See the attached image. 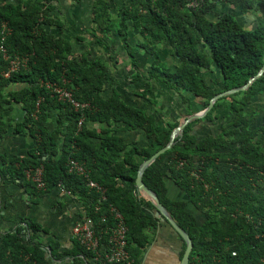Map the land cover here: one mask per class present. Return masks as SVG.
<instances>
[{
    "label": "trees",
    "instance_id": "trees-1",
    "mask_svg": "<svg viewBox=\"0 0 264 264\" xmlns=\"http://www.w3.org/2000/svg\"><path fill=\"white\" fill-rule=\"evenodd\" d=\"M53 1L0 0V139L13 126L14 132L28 133L36 143L27 156L11 159L2 175L39 190L26 172L43 165L46 189L40 193L55 186L70 189L83 200L103 244L117 224L111 213L115 206L128 226L127 250L133 264H141L153 238L151 230L161 221L154 203L136 188L138 169L168 144L180 122L157 120L127 103L117 90L106 97L112 76L104 55L117 60L126 52L133 79L141 80L138 54L142 47L151 48L156 64L150 77L180 94L194 95L198 107L192 106L190 97L184 99L190 112H198L217 93L247 83L264 65V0H131L116 15L108 0H95L94 26L80 39L88 35L102 52L90 55L74 53L71 41L54 31L53 26L63 25L52 14ZM241 15H251V24ZM5 22L8 33L3 34ZM133 29L148 41L134 44ZM112 34L117 43L109 41ZM2 45L9 59L4 58ZM163 54L173 56L176 64L162 61ZM26 56V65L5 76L11 59ZM204 74H216L215 87ZM49 82L73 91L90 107L76 110L59 100ZM147 92L139 95L146 97ZM263 93L264 74L248 89L218 99L204 117L220 119L218 131L199 137L193 133L198 119L188 123L176 143L144 173V182L192 237L191 264H264V105L251 109L252 101ZM13 104L25 111L15 124L3 113ZM53 112L56 125L50 129ZM139 129L146 133L142 144L130 143L120 134ZM70 157L86 165L90 177L104 186L107 200L99 201V193L86 185L84 176L70 171ZM169 183L183 192L181 198L172 197ZM26 221L31 240L47 232L42 224ZM50 249L63 261L72 255L66 264H93V252L75 238L69 249L60 251L55 240ZM0 264L55 263L41 242L27 243L17 229L0 231Z\"/></svg>",
    "mask_w": 264,
    "mask_h": 264
},
{
    "label": "crops",
    "instance_id": "crops-1",
    "mask_svg": "<svg viewBox=\"0 0 264 264\" xmlns=\"http://www.w3.org/2000/svg\"><path fill=\"white\" fill-rule=\"evenodd\" d=\"M13 1L19 3L24 0ZM94 2L95 0L53 1L52 14L62 22L63 28H59V30L55 26L52 28L54 31H60L59 33L56 32L57 34H62L71 41L73 51L76 54L90 55L91 53L102 52L94 40H89L88 35H85L84 40L80 39L94 26L92 21ZM130 2L131 0H108L115 15L122 6L129 5ZM131 31L133 37L130 39L133 40L134 44L148 41L147 37L143 36L139 30L133 29ZM109 41L113 44L117 43L113 34L110 35ZM138 55L140 71L144 75L141 80L133 79L134 68L130 65L126 52L122 51L117 60H111L107 54L104 55V58L110 62L112 76L105 96H111L114 94V90H117L127 103L143 108L159 121L181 122L187 115L193 114L189 111V106L184 97L192 99L193 107H198V98L194 95L191 96L186 91L180 94L168 88L158 78L150 77L149 72L153 67L152 65L156 64V58L151 53V48L142 47ZM162 61L169 64L166 58ZM162 61L158 60L157 62ZM118 63L123 67L115 70V64L118 66ZM204 76L208 81L212 80L211 86L215 87L213 82L217 78L216 74H204ZM146 90L148 91L146 97L139 95ZM263 105L264 93L252 101L251 109H259ZM7 108L4 109L3 113L13 124L24 118L25 111L20 106L13 104L12 108ZM56 118V113L53 112V119L49 123L50 129L55 127ZM219 122L220 119L213 121L205 118L198 119L193 124V133L198 134L199 137L216 133L217 129L220 128ZM95 126L100 127V124H95ZM120 134L130 143L142 144L146 138V133L141 129L138 131H121ZM35 146L36 143L30 134L16 133L13 126L0 139V231L5 233L20 229L21 238L27 243L33 244L34 240H31V232L26 220L38 222L46 227L47 232H40L36 240L47 249L52 263L66 264L67 261L73 260L72 255H67L65 261L57 259L51 255L50 245L53 240L58 241L60 251L73 246L72 228L75 223L81 222L87 217L83 200L76 195L67 194L60 186L48 188L45 192L40 193L37 189L34 190L32 187L25 186L24 182L18 178L6 179L2 175V169L11 159L27 156ZM168 186L173 198L183 196V192L177 186L171 183ZM151 232L153 238L142 255L141 264H180V259L183 256H181L184 246L183 240L164 222H161L157 228H153ZM91 262L97 264L94 259Z\"/></svg>",
    "mask_w": 264,
    "mask_h": 264
},
{
    "label": "built area",
    "instance_id": "built-area-1",
    "mask_svg": "<svg viewBox=\"0 0 264 264\" xmlns=\"http://www.w3.org/2000/svg\"><path fill=\"white\" fill-rule=\"evenodd\" d=\"M3 34L8 33L7 23L3 24ZM3 56L5 59H9V54L5 46H1ZM29 57H16L11 59V65L8 69L4 70L5 76H10L13 71H17L28 63ZM47 86L52 90L54 95L58 97L59 100L66 101L72 104L74 109L79 110L86 107H90L89 103H82L78 101L73 91L68 90L66 87H62L57 84L47 83ZM42 98L38 99L36 103L37 109L40 107ZM79 125H82V120ZM69 169L79 175L84 176L86 185L96 190L99 193V201L107 200V195L105 188L102 184L93 180L90 177V170L86 167L84 163L70 157ZM27 177L30 178L39 190L46 189V182L44 180V166L41 165L35 169L27 170ZM63 191L67 194L72 195V191L65 187H61ZM74 195V194H73ZM111 213L113 217L117 220V224L111 229L108 242L106 244L102 243L101 237L96 233L93 227V221L88 216L81 222L74 224L72 228L73 237L79 241V243L84 246L87 250L93 252L95 255L93 259L97 262H103L104 264H133L134 260L131 257L129 251L127 250V234L128 226L125 222L124 215L115 206L111 207ZM235 254V253H234Z\"/></svg>",
    "mask_w": 264,
    "mask_h": 264
},
{
    "label": "water",
    "instance_id": "water-1",
    "mask_svg": "<svg viewBox=\"0 0 264 264\" xmlns=\"http://www.w3.org/2000/svg\"><path fill=\"white\" fill-rule=\"evenodd\" d=\"M263 74H264V65L262 66L260 71L256 75L252 76L249 79V81L247 83H245L244 85L239 86V87H235V88H232V89H228V90L222 91L220 93H217L216 95H214L211 98L208 106H206L203 110H200L199 112L187 115L183 119V121H181L180 124L176 128H174V130H173V132L171 134L170 141L168 142V144L166 146H164L163 148L159 149L157 152H155L151 157L145 159L141 163V165H140V167L138 169V173H137V177H136V181H135L136 188H137L138 192L154 203V206H155L154 214H155V216L161 222H168V224L172 227V229L176 231V234L179 235L183 239L185 244H186L183 256L180 259V264H191L190 256H191V252H192V250L194 248L193 239L190 236V234L184 228H182L178 224V222L174 219V217L172 216V214L170 213L168 208L160 200L158 194L154 190H152L144 182V180H143L144 173H145L146 169L161 154L165 153L168 149H170L176 143V138L183 134L185 126L188 123H190L191 121H193L195 119L204 118L205 115H207V113L212 109V107L214 106L215 102L218 99H220L221 97H224V96H227V95H230V94H234L236 92L248 89V87L258 77H260Z\"/></svg>",
    "mask_w": 264,
    "mask_h": 264
},
{
    "label": "rangeland",
    "instance_id": "rangeland-1",
    "mask_svg": "<svg viewBox=\"0 0 264 264\" xmlns=\"http://www.w3.org/2000/svg\"><path fill=\"white\" fill-rule=\"evenodd\" d=\"M241 20H244L247 24H251V20L253 19V17L250 15V16H248L247 17V15L246 16H244V15H241ZM243 25H247V24H244V23H242ZM247 26H250V25H247ZM57 29L59 30V27H57ZM57 33H59L60 31H56ZM63 33V32H62ZM89 40H91V38H89ZM142 43H144V42H142ZM162 58H166V60L169 62V64H171L172 66H174L175 64H176V59L173 57V56H170V55H166V54H163L162 55ZM121 67H123V65H121V64H119L118 63V66H117V64H115V70H117L118 68H121ZM34 242H37V240H34Z\"/></svg>",
    "mask_w": 264,
    "mask_h": 264
}]
</instances>
